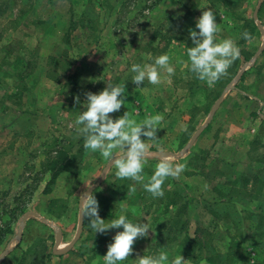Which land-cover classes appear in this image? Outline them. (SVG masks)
Segmentation results:
<instances>
[{"label":"rangeland","instance_id":"rangeland-1","mask_svg":"<svg viewBox=\"0 0 264 264\" xmlns=\"http://www.w3.org/2000/svg\"><path fill=\"white\" fill-rule=\"evenodd\" d=\"M205 5L215 13L216 41L232 38L240 49L212 87L185 63L188 31ZM164 53L170 79L161 70L159 84L130 81L132 63ZM109 82H124L127 92L114 119L124 111L137 121L164 117L157 141H145V177L165 157L186 167L165 180L162 197L115 178L114 165L83 147L75 117L85 92ZM61 155L68 169L46 191L44 163ZM85 191L101 218L123 212L154 227L118 264L161 250L180 253L184 264H264V0H0V264H19L33 243L27 264H104L120 229L92 233L79 214ZM182 233L203 245L187 247Z\"/></svg>","mask_w":264,"mask_h":264},{"label":"clouds","instance_id":"clouds-1","mask_svg":"<svg viewBox=\"0 0 264 264\" xmlns=\"http://www.w3.org/2000/svg\"><path fill=\"white\" fill-rule=\"evenodd\" d=\"M195 19V27L190 28L188 36L192 41L186 47L189 70L196 79L205 82L209 87L227 73L228 68L240 55V49L232 38L216 41L219 31L215 20V13L206 5ZM143 36V34H140ZM242 38L251 40L247 31L241 33ZM141 41H144L142 39ZM140 41V42H141ZM161 70L170 79L174 67L170 63L167 53L156 56L151 64L132 63L129 71L133 73L130 81L141 87L145 80L156 85L161 81ZM124 82L107 83L96 93L85 92L83 101L84 111L75 117L76 131L83 137V147L90 152H98L100 156L114 165V176L117 179H128L142 185L152 197L164 195L162 185L168 177H178L185 169V163H173L170 158H161L156 164L149 178L146 179L144 168L148 153L145 141H157L156 130L164 117L161 113L149 114L137 121L131 114L124 111L118 118L110 113L117 112L124 106L127 96ZM79 102V96L74 97ZM143 137V139H142ZM159 147V144H157ZM136 190V184L128 186L129 192ZM80 216L88 221L92 233L104 234L109 229L120 230L115 232L107 244V250L102 256L104 264H118L128 258L134 251L133 244L138 238H144L152 232L154 227L139 218L132 220L123 212L111 219L101 218L99 203L92 192H82L80 195ZM137 264H184L182 255L174 254L170 257L166 251H159L153 255H141L136 258Z\"/></svg>","mask_w":264,"mask_h":264},{"label":"trees","instance_id":"trees-1","mask_svg":"<svg viewBox=\"0 0 264 264\" xmlns=\"http://www.w3.org/2000/svg\"><path fill=\"white\" fill-rule=\"evenodd\" d=\"M59 156V155H58ZM56 156L52 159H47L46 162L44 163L45 164V170L46 171H49L50 172V179L47 183V189L46 191H49L48 188H50L49 186H51V184L56 180V178L58 177V175L63 171V170H66L68 169V166H69V161H67V158L65 157V155H61L60 159L59 157ZM254 180V179H253ZM169 200L168 202L171 203L172 205H177V202H178V198L180 197V195L178 194V191L177 189H172V190H169ZM53 202H57V200H53ZM173 228V227H172ZM175 230V228H173ZM176 231V230H175ZM184 234L182 233V236ZM176 236V235H175ZM184 241L185 242H189L190 245L187 246V247H195L194 244L195 242H197L200 245H203L202 241L199 240L198 237H190L189 235L185 234L184 235ZM37 246V243H33V244H30L26 250L24 251V255L22 257V259L20 260V263L19 264H27L25 261L27 259V256L29 254H33L35 252V247ZM44 248L42 249L41 252H43ZM45 252H43V255H44Z\"/></svg>","mask_w":264,"mask_h":264},{"label":"water","instance_id":"water-1","mask_svg":"<svg viewBox=\"0 0 264 264\" xmlns=\"http://www.w3.org/2000/svg\"><path fill=\"white\" fill-rule=\"evenodd\" d=\"M240 74L241 73H238V77L240 76ZM220 101V99H218V101H217V103ZM201 129V127L198 129V130H200ZM98 183H96L94 186H92L91 188H90V190H92L96 185H97ZM33 214L36 216V217H40L37 213H35V212H33ZM26 217H27V215H24L23 217H22V221H21V224H23L24 222H25V220H26ZM81 220H82V217H81ZM18 236L20 237V234H21V229H19V231H18ZM79 235H77V237H78ZM59 240H60V235H59V232H57L56 233V240H55V243H54V250H55V252H56V245L58 244V242H59ZM74 242L72 241L71 243H70V245H68V248L73 244Z\"/></svg>","mask_w":264,"mask_h":264},{"label":"crops","instance_id":"crops-1","mask_svg":"<svg viewBox=\"0 0 264 264\" xmlns=\"http://www.w3.org/2000/svg\"><path fill=\"white\" fill-rule=\"evenodd\" d=\"M219 102H220V101H219ZM219 102H218V103H219ZM218 103L216 102V104H218Z\"/></svg>","mask_w":264,"mask_h":264}]
</instances>
